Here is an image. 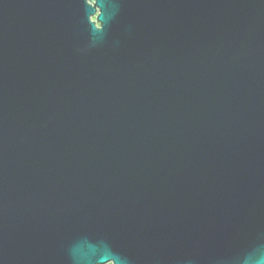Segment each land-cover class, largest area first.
<instances>
[{"label":"water","instance_id":"1","mask_svg":"<svg viewBox=\"0 0 264 264\" xmlns=\"http://www.w3.org/2000/svg\"><path fill=\"white\" fill-rule=\"evenodd\" d=\"M108 263L264 264V0H0V264Z\"/></svg>","mask_w":264,"mask_h":264},{"label":"rangeland","instance_id":"2","mask_svg":"<svg viewBox=\"0 0 264 264\" xmlns=\"http://www.w3.org/2000/svg\"><path fill=\"white\" fill-rule=\"evenodd\" d=\"M93 20V19H92ZM108 264H111V263H108Z\"/></svg>","mask_w":264,"mask_h":264}]
</instances>
